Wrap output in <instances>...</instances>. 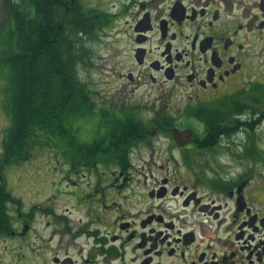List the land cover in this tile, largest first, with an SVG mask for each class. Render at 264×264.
Masks as SVG:
<instances>
[{"label": "flooded vegetation", "instance_id": "flooded-vegetation-1", "mask_svg": "<svg viewBox=\"0 0 264 264\" xmlns=\"http://www.w3.org/2000/svg\"><path fill=\"white\" fill-rule=\"evenodd\" d=\"M56 2L82 41L77 6L99 7L111 79L101 93L83 83L82 117L64 124L73 143L49 135L44 150L66 167L53 181L22 173L39 130L23 142L0 101L1 262L264 264L262 172L243 156L213 162L264 120L257 99L245 106L264 90V0Z\"/></svg>", "mask_w": 264, "mask_h": 264}, {"label": "trees", "instance_id": "trees-1", "mask_svg": "<svg viewBox=\"0 0 264 264\" xmlns=\"http://www.w3.org/2000/svg\"><path fill=\"white\" fill-rule=\"evenodd\" d=\"M56 1L0 0L6 19L0 27V37L4 36L0 73L7 71L11 85L10 132L24 125L20 129L23 142L30 141L37 128L46 134L60 133L59 138L72 136L73 143L76 138L64 124L82 117L84 86L79 73L88 59L79 37L82 27L77 19L64 24L67 14Z\"/></svg>", "mask_w": 264, "mask_h": 264}, {"label": "rangeland", "instance_id": "rangeland-1", "mask_svg": "<svg viewBox=\"0 0 264 264\" xmlns=\"http://www.w3.org/2000/svg\"><path fill=\"white\" fill-rule=\"evenodd\" d=\"M91 4H93L92 1ZM1 6L2 5L0 3V27L6 25L5 15L2 11ZM77 7L79 8V11L81 9H84L83 13L84 15L87 16L86 23L84 22V24L86 25L87 23H89L88 27L83 26L88 31V36H86L82 41L84 49L87 52L88 59L86 61L87 62L86 66L82 68L79 73V79H81L82 82L85 83L90 90L101 93L102 90L104 89V84L109 79H111V75L109 74L108 71H105L107 69L103 67V66L109 67L110 65L109 60L112 58L111 45L106 38H102L100 27L97 25V19L94 17L97 14L96 9L97 8L99 9V7L98 6H77ZM3 35L6 36V29ZM80 36H83V34H81ZM3 40H4V36L3 37L1 36L0 42ZM1 53H2V47L0 43V54ZM3 70L7 72L5 69ZM5 72L4 74L0 73V101H2L3 99L8 101L9 98H11L9 97V89L11 85L7 81L8 73ZM256 99L258 101L257 106L259 104L260 105L259 107H262L264 112V90L262 91L261 89L253 91V93H251L248 96L247 99L248 105H245L246 108L251 109L252 105L255 106L256 108V102H255ZM1 105L2 104H0V109L2 108ZM141 114L147 115L146 112H142ZM49 135L50 134H46L44 131L43 132L39 131L40 150L37 153V159L34 162H32L33 160H31L29 164H25L21 168L22 173L24 174V176H26V178L35 169H38L39 177L43 180L53 181L54 178L56 179L62 178L63 172L66 169L63 162V157L62 156L58 157L56 161L55 157L51 155V153L44 150L47 147L46 143L48 142ZM55 141L57 142V139ZM228 142L229 145L230 143L232 144L231 149L233 148L232 151L234 153L230 155L226 154V156L221 155V157L215 159L213 162L214 163L235 162L234 159L236 160V157L243 156L244 160H242V162L248 164L247 167H249V164L251 163L258 164L259 172H262L261 180H263L264 182V120L256 124L253 123L249 128L245 129L244 132L240 134H235V136H233L232 139L228 140ZM25 148H29V147L25 145ZM245 152H247V154L244 155L243 153ZM136 178H142V177L137 176ZM56 205L58 206L59 210L62 211L66 203L63 202L62 200V201H58ZM123 207L126 209L130 208L126 204H124ZM0 264H3L1 260H0Z\"/></svg>", "mask_w": 264, "mask_h": 264}, {"label": "water", "instance_id": "water-1", "mask_svg": "<svg viewBox=\"0 0 264 264\" xmlns=\"http://www.w3.org/2000/svg\"><path fill=\"white\" fill-rule=\"evenodd\" d=\"M190 131H187V134L189 133ZM184 133H178V135H175L174 138L176 139V141L178 142V140L181 139V136L183 135ZM185 142L181 143V145H184Z\"/></svg>", "mask_w": 264, "mask_h": 264}]
</instances>
